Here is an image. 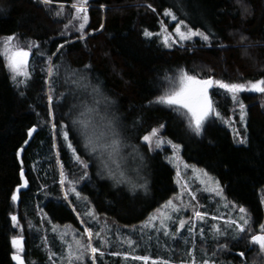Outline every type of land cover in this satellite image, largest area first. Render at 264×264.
I'll return each instance as SVG.
<instances>
[{"label": "trees", "instance_id": "obj_1", "mask_svg": "<svg viewBox=\"0 0 264 264\" xmlns=\"http://www.w3.org/2000/svg\"><path fill=\"white\" fill-rule=\"evenodd\" d=\"M72 3L73 0H50L48 4L41 0H0V49L6 37L12 34L16 36L11 41L14 46L27 48L29 41L38 44L37 49L30 50L33 61L24 85L17 86V81L11 79L5 59L0 55V264H17L12 259L11 242L17 235L23 237L20 256L24 264H67L65 248L71 241L60 239L58 230L69 227L75 230L72 240L75 235L87 242L88 237L82 235L84 226L91 227L93 232L98 227L86 215L89 208L97 214L99 224L107 223L137 242L139 224L177 193L176 169L166 159L171 153L169 148H156L153 142V150L149 151V144L144 145L147 183L143 191H138L114 184L84 148L79 132H73L78 142L74 146L88 161L89 174L75 187L87 200L78 199L75 194H69L70 200L64 199L60 172L63 170L68 180H78L85 171L73 159L67 142L58 132L61 120L72 127V115L64 116V113L79 111L71 96L77 86L71 82L73 72L83 74L90 86L100 88L98 97L102 103L103 97L110 101L104 104L107 115L120 121L135 144L142 145L140 137L165 125L158 138L179 144L185 162L213 175L226 201L237 205L235 212L239 206L247 209L251 231L244 233L243 239L223 243L227 245L225 249H217L223 255L221 264H263L264 257L258 255L259 250L246 244L250 235L262 232L260 225L264 224V204L261 203L264 200V93L245 90L237 93L234 101L231 93L212 85L207 94L219 115L197 136L190 132L176 111L149 102L154 101L180 69L198 79L212 76L225 83L264 78V0H241L240 5L235 0H183V7L179 0H91L86 31L92 34L85 41L77 40L79 32L71 28L66 36H60L64 24L72 19ZM101 4L106 5L107 11L100 10ZM242 5L250 6V16H241ZM165 8H172L178 19H184L193 29H210L215 38L206 44L199 37H193L165 47L161 25L172 30L178 22L164 16ZM60 11L63 15L56 16ZM101 23L103 29H100ZM145 29L153 36L145 38ZM241 34L248 37L243 45L239 41ZM65 39H70L71 44L51 60L52 64L59 65L50 78L52 94L61 96V100L53 102L54 117H49V85L45 83L47 72L44 69L48 66L47 58ZM220 44L226 47H219ZM245 49L246 56L242 55ZM85 64H90L91 69L84 70ZM240 102L247 112L243 124ZM52 123L57 125L56 129L51 127ZM232 124L235 130L229 127ZM33 125L36 130L29 137L27 129ZM235 133H239V137ZM244 136L247 142L239 143L238 139ZM25 140L29 142L25 144ZM18 149L21 150L19 158ZM21 167L27 183L19 189L17 201H13L12 193L22 183ZM206 207L211 210V206ZM12 215L17 217L16 226ZM164 243L161 238L150 242L142 238L143 246L134 249L133 255L167 259ZM119 244L113 242L115 250H119ZM94 245L106 253L102 258L96 254L97 264H128L122 255H109L113 249L100 246L95 240ZM213 246L208 243V247ZM241 252L244 257L239 255ZM253 255L261 256L260 262ZM89 256L83 264H91ZM132 262L142 264L138 260V263Z\"/></svg>", "mask_w": 264, "mask_h": 264}, {"label": "snow or ice", "instance_id": "obj_2", "mask_svg": "<svg viewBox=\"0 0 264 264\" xmlns=\"http://www.w3.org/2000/svg\"><path fill=\"white\" fill-rule=\"evenodd\" d=\"M91 0H73V3L71 4V7L74 9V12L72 13V19L68 20L67 23L64 24L63 29L60 32V36H66L69 29L71 28L74 32H79V36L77 37V40L79 41H85L86 37L90 36L92 33L86 31V25L89 24V5ZM237 5L241 4V0H235ZM41 3L48 4L50 3V0H41ZM180 7H183V0H179ZM147 7L151 9L153 12L155 11L154 8H152L151 4H148ZM60 8L63 9L64 5L61 4ZM243 11L240 13L241 16L245 15H251V12L249 11L250 6L249 5H242ZM101 11H107V7L104 4L100 5ZM165 17H169L172 21H177L175 28L173 29L176 36L179 37V41H188L191 40L193 37H199L204 43H209L211 40L215 38V34L211 32V30L207 31H201L199 28L193 29L192 27H189L184 19H178V15L176 12L172 10V8H165L163 12ZM63 15V11L57 12L56 16ZM104 24L101 23L100 29H103ZM162 30L166 31L164 29L163 25H161ZM185 29V30H182ZM100 29H96L95 31H99ZM143 36L145 38H150L153 36V33L149 30L145 29L143 31ZM16 38L15 34L9 35L6 37L4 41V47L3 49H0V55L3 56V58L6 60L5 67L9 68L11 70V79L17 81V86L21 84H26L29 79V73L27 71V66L29 62V53L32 49H37L38 44L34 41H29L27 44V48L17 45H12L11 41H13ZM170 34L163 37V42L165 47H171L172 44L169 43ZM248 40V37L241 34L239 37V41L241 45L245 41ZM70 39H65L63 44L57 45L56 52H53L51 56L47 58V68L44 69L47 72V76L45 78V83L49 85L48 88V94H47V101L49 104V110L48 115L49 117H54V101L59 102L61 100V96H54L52 94L53 89L51 87L52 80L51 77L54 76L55 72L58 71L59 65H54L51 63V60L53 57H55L57 54L61 52L62 49H64L67 45L71 44ZM172 43H176L175 40L172 41ZM219 47H226L223 44L218 45ZM242 55L246 56L248 55L246 49L244 52H242ZM41 56H43V53H41ZM84 70H90L91 65L85 64L83 65ZM71 75V82L75 85H78L81 88L88 89L91 87V92L97 96L100 95V88L99 87H92L87 82V78L78 72H73ZM19 77H24V79H18ZM67 79V78H66ZM176 79L179 81V87L175 88L171 91H166L165 93L157 96L154 98V101H150L149 103H155L160 104L164 106H178L176 108L177 112L180 111V109H186L187 113L186 116L188 117V127L196 134H201V129L204 124L205 119L214 112V108L212 103L210 102L208 98V89L212 85H218L221 89L226 90L228 93L232 94V99L235 101L237 99V93H240L242 91L248 90V91H254L256 93H264V78L257 79L254 82L248 81L246 83H225L221 80H214L212 76H208L205 79H198L195 75H189L184 69L179 70L178 77ZM170 83L175 84V80L170 81ZM23 95V93H21ZM63 95V94H61ZM103 102L105 105L109 104L110 101L107 97H103ZM101 103L100 100H97L93 103V101L88 97L85 96L83 100L80 102V110L76 111L75 113L69 112L64 113V116L72 115L71 119V126L68 127L63 120H61L59 124V135L63 137V140L67 142V147L72 152V157L76 161L77 164L81 166V168L85 169L83 172V175L79 177L78 180H68L64 171L62 170L60 172V183L61 187L64 193V199L70 200L69 194H75V196L78 199L87 200V197H82L81 192L77 191L75 185L78 184L80 181L84 180L89 174L86 171L88 167V161L84 160L81 155L78 154L79 148L77 146H74L77 144L76 136L73 133V129L79 132L80 136L83 138L84 141V148L87 149L89 153H98L100 155L107 154L106 159H101V165L105 173L109 178L115 181V183H132L133 188H143V184H136L131 180V177H129L126 174V171L124 170L123 161L122 159H118L120 157V148L122 147L120 143V133L117 131V125L114 118H111L107 115H101V113L106 112V107H97L96 105H99ZM92 105V106H89ZM76 106H74L75 108ZM264 107V105H262ZM239 109H240V122L243 124L247 117V112L245 111V105L240 102L239 103ZM217 115H219L217 113ZM227 122V121H225ZM51 127L53 129L57 128V125L55 123L51 124ZM165 125L161 124L159 128H153L151 132L143 135L140 137V139L146 143L149 144V151H152V144L155 143L156 148H161L165 143L171 145L173 148V153L171 157H166V159H169L170 161L172 159H179L178 157V150L180 148L179 144L172 143L171 140L167 139H161L158 138L160 129L164 128ZM36 130V125H33L32 127L27 129V134L29 137L32 136L34 131ZM237 137H239V133H235ZM29 141L25 140L24 143L27 144ZM238 142L241 144H244L247 142V136L240 137L238 139ZM53 147H55V144H53ZM21 155V150L18 149L16 152L17 158H19ZM140 159H143V157H140ZM185 167H188L185 165ZM195 170V169H194ZM135 171V169H133ZM204 176H207L208 174L205 172L203 173ZM180 176V172L177 171V177ZM20 179L22 183L17 186V188L24 187L27 181L24 179V170L23 167H21L20 171ZM210 185L207 187V191L210 193H215L216 196L221 197L223 199V189L221 188L219 181H214L213 178H209ZM177 183H179V179L177 180ZM201 183H204L201 181ZM65 185H67L65 187ZM186 185H182V188H186ZM188 195L191 197L192 200L196 199V196L194 193H188ZM11 199L15 201L17 199V192L13 191ZM173 199L180 200L181 203L177 204L173 202ZM173 199H169L165 205H162L161 208L169 209L172 214L179 213L181 211L182 206L183 207H189L188 204H185L181 200V196L177 195ZM261 203L264 204V200H261ZM231 208H236L237 205L230 204L228 205ZM193 211V216L185 219L183 217L180 218L179 223L176 225V232L171 233L173 238L177 237V234H180L181 229L187 227V231L189 233V237L194 236L193 229L195 228V221H203L206 217V213L199 210V205L191 206ZM159 213V216L157 215H150L148 217V220L145 222L144 227L147 228H154L152 221H155L157 219H160V225L159 227H156V231H160L161 229L164 232V235L167 237L170 235L169 232V221L173 220V216L169 215L168 212L157 210ZM239 215L237 219H231L232 213H229V219L225 221V230L221 231L219 228H217L215 225H213L212 228V235L213 237H219L224 236L227 234L228 230H232V239L234 241H238L239 239H243V234L246 232L251 231V223L250 219L248 218V212L247 209L243 206H239L238 208ZM87 216L91 217L92 221H94L97 225H99V220L97 218V214L94 212L93 209L89 208L88 213H86ZM11 219L13 221V225L16 226L17 217L15 215L11 216ZM214 219H219L218 217H214ZM84 223L85 221H81ZM191 225V226H189ZM260 228L262 232H264V224L260 225ZM75 232V230H72ZM203 232L204 230L201 229V238L203 239ZM104 228L102 227L100 231L93 232L91 227H85L83 229L82 235H86L88 237L87 242H85L83 239H78L73 235L72 243L68 245L67 247V262L68 264H83L85 261L86 256L91 254L89 258L91 259V264H97V256L96 254H99V257H103L106 255L104 251H101L100 248L93 246V237L95 236L100 240L101 246L107 244V240L105 239L104 235ZM66 235V233H65ZM64 237L62 236L61 239ZM119 240L120 238L117 237ZM11 242L13 247L16 249V251L12 255V259L17 262V264H24L23 260L21 259V256L19 253L23 250V237L22 236H13L11 238ZM122 243H126L129 246H132L134 244V241L130 238H124ZM187 243V240L185 241ZM255 246L258 245L260 252L264 253V234H255L250 235L248 243L246 246ZM227 245H217L218 250L225 249ZM52 255H55L54 253ZM113 256L120 255L119 253L113 252L111 253ZM187 255L189 257L193 256V249L189 248ZM241 257H244V253L241 252L239 254ZM205 256L207 257V253H205ZM215 256V251L212 254V257ZM125 258H128V254H125ZM133 260L138 261H144L145 264L149 261L150 257L145 256H133L131 257ZM51 259V256H50ZM64 259V257H62ZM152 264H171L168 260H162L160 258H156L152 260ZM182 264L184 262L182 261ZM191 264H196L195 258L193 257ZM202 264H215V260L213 258H205L202 261ZM246 264V262H245Z\"/></svg>", "mask_w": 264, "mask_h": 264}, {"label": "rangeland", "instance_id": "obj_3", "mask_svg": "<svg viewBox=\"0 0 264 264\" xmlns=\"http://www.w3.org/2000/svg\"><path fill=\"white\" fill-rule=\"evenodd\" d=\"M176 23L174 24V27L172 28V30H170L167 27V25H164V24H162V25H163L164 29H166V31L162 30V27L160 30L162 39L164 36H167L170 34V38H169L170 44H175V43H172L173 40H175L177 44L181 43V41H179V37L176 36V34L173 31V29L176 26ZM182 30H185V29L182 28ZM11 44L13 45V42ZM3 47H4V43H3ZM3 47H2V49H3ZM32 59H33V57L30 54L29 55V62H28V66H27L28 73H30V71H31V66H32V61H33ZM5 62H6V60H5ZM8 70H9L10 76H11L12 75L11 70L9 68H8ZM185 71L189 75H194L187 70H185ZM178 74H179V71L171 79V81L175 80V84L169 83L168 86L165 87L159 95L165 93L166 91H171V90H174L175 88L179 87V81L176 79V77H178ZM29 76H30V74H29ZM18 79H24V77H19ZM13 81H15V80H13ZM159 95H157V96H159ZM71 96L74 98L72 101L74 103H77L78 106H80L81 100H83L85 98V96H88L93 101V103L97 100L101 101V103L99 105H96L97 107H104L102 100L97 95L93 94L91 92V89H84V88H81L77 85L75 90L71 93ZM152 104L153 105H160V104H155V103H152ZM89 106H92V105H89ZM166 107L171 108L174 111H176V113L182 118L183 122L185 123L186 127L190 130V132L193 133L194 135H196L188 127V117L186 116V113H187L186 109H180V111L177 112L176 108L178 106H166ZM79 110H80V108H79ZM101 115H107V112L101 113ZM215 116H217V111L214 108V112L211 113L205 119L204 124H203L202 129H201V133L204 129V126L208 122L212 121L215 118ZM115 122L117 125V131L120 133L119 139H120V143L122 145V147L120 148V157L118 159H122L124 170L126 171V174L129 177H131V180L136 184H143L145 186V184L147 183V174L145 173L144 167H143L144 166V156L143 155L147 151V148L144 145L148 146V143H146L140 139L142 145L135 144L134 141L131 140V138L126 135V130L124 127L122 128V124L120 123V121L115 120ZM229 127H231L232 130H235V126L233 124L229 125ZM73 132L76 133L78 131L73 129ZM161 139H164V138H161ZM172 143L176 144L173 141H172ZM162 147L169 148L171 153L169 154L168 157H171L172 153H173V148L171 147V145L165 143ZM90 154L93 156V159H94L95 163L97 164L99 170H101L102 172L105 173V171L103 170L102 165H101V159H106L107 154L106 153L103 155H100L98 153H90ZM140 157H143V159H140ZM178 157H179V159H172L171 161L169 159H167V161L174 164L175 169H176L175 180H176V184H177V193L173 197H171L170 199H173L177 195H180L181 200L185 204H188L189 207H183L182 206L181 211L179 213H175V214H172L169 209H165V208H161V207L158 208L160 211L168 212L169 215L173 216V220L175 221V223H173L172 221L168 222L170 235L166 237L164 235V232L162 229L160 231L155 230V228L159 227V225H160V219L152 221L153 225L155 226L154 228L144 227L145 222L148 220V218H147L142 223L139 224V231L137 234L138 235L137 242H136V240L130 238L134 241V244H135L134 247H133V245H132V247H130L128 244L120 242L124 238H129L127 236H123L121 234V231L113 230L111 225H109L107 223H104V225L99 224L96 231H99V229L101 230V228L103 227L104 228L103 235L108 242L107 244H105L103 246H105L106 248L113 249V251L108 252L109 255H111V253H113V252H116V253H119L120 255H122L123 257H125V254H128V258H126L125 262L128 264H133L132 261H134V263L137 262V260H133L131 258V257L135 256V255H133L134 254L133 250L137 249V247L143 246V245H141L142 238H144V240L148 239L149 242L152 241L153 239L158 240V238H161L165 242L163 244V248L165 249L164 253L165 252L167 253V259H162V260H168L171 262V264H182V261L184 262V264H191L193 257L195 258L196 264H202V261L205 258H213L215 260V264H221L222 263L221 259H222L223 255H221L217 251V245L219 243H221L223 245V243L226 244V243L230 242L232 239V230L229 229L226 235L215 237V238L213 237L211 230L213 228V225H215L221 231H224L225 227H226L225 221L230 218L229 213L233 214L231 216V219H237V217L239 215L238 209L235 212L234 208H231L228 206L230 204L226 201L224 194H223V199H221V197L216 196L214 192L210 193L206 190L207 187L211 186L209 178H213L214 181H218V180L213 175L209 174L203 168H200V167H197L195 165H191V164L185 162L181 157V147L178 150ZM185 165H187L188 167H185ZM133 169H135V171H133ZM177 171L180 172L179 177H177ZM205 172L208 174L207 176L203 175V173H205ZM178 179H179V183H177ZM111 181L114 184L125 186L128 189L130 188L132 190H138V191L144 190V187L143 188H139V187L133 188L132 183H115V181L112 179H111ZM201 181H203L204 183H201ZM182 185H186L187 187L182 188ZM19 189L18 188L15 189V191L17 192V198H18ZM188 193H194L196 196V199L192 200L191 197L188 195ZM15 201H17V199ZM173 202L177 203V204L181 203L180 200H175V199H173ZM165 203L163 205H165ZM197 204L200 206L199 210L206 213L207 215L203 221H195V228L193 229L194 236L190 238L189 233L187 231V227H185V228L181 229L180 234H177L176 238H173L171 233L176 232V225L179 223L180 218L183 217L185 219H188V218L192 217L193 211H192L191 206H194ZM206 206H211V210H208ZM158 209H156L154 212L150 213L148 215V217L150 215L159 216V213L157 211ZM214 217H218L219 219H214ZM81 224H82V222H81ZM189 226H191V225H189ZM85 227L86 226H84V228ZM201 229L204 230V232H203L204 238L203 239L201 238V233H200ZM58 232L61 235V237L62 236L64 237L63 238L64 240L69 239L72 242V237H71L72 236V229L64 226V227H61L58 230ZM65 233H66V235H65ZM257 234H264V232H260ZM226 236H228V238H226ZM61 237H60V239H61ZM117 237H119L120 239L118 240ZM92 239H93V246H95L94 240L97 241V244H99L101 246L100 240L98 238H96L94 236ZM186 240H187V243H185ZM114 241H118L119 243H121L117 246V247H119V250H115L116 246L112 245ZM71 242H70V244H71ZM208 243L214 244V246L210 248V247H208ZM68 244L66 243V248H65L66 253H67ZM124 247L127 248L128 250L123 251ZM255 247L257 250H259L258 255H262L264 257V253L260 252L259 246L255 245ZM189 248L193 249V256L192 257H189L187 255ZM15 251H16V249L14 248V252ZM214 251H215V256L212 257V254ZM20 253H19V255H20ZM205 253H207V257L205 256ZM136 256H145V255H136ZM253 256H254V259L256 261H259L258 258L261 257V256L257 257L256 255H253ZM175 258H181V260H177ZM154 259H156V258L150 257L147 264H152V260H154ZM67 264H68V262H67ZM142 264H145V262L142 261Z\"/></svg>", "mask_w": 264, "mask_h": 264}]
</instances>
